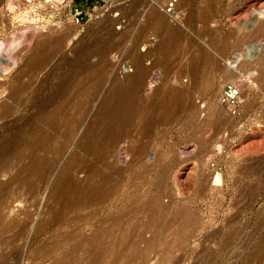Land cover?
I'll list each match as a JSON object with an SVG mask.
<instances>
[{"label":"rangeland","instance_id":"374dc122","mask_svg":"<svg viewBox=\"0 0 264 264\" xmlns=\"http://www.w3.org/2000/svg\"><path fill=\"white\" fill-rule=\"evenodd\" d=\"M31 1L0 0V264H264V0Z\"/></svg>","mask_w":264,"mask_h":264},{"label":"built area","instance_id":"2783aa9c","mask_svg":"<svg viewBox=\"0 0 264 264\" xmlns=\"http://www.w3.org/2000/svg\"><path fill=\"white\" fill-rule=\"evenodd\" d=\"M32 0L31 2H34ZM47 11L58 12L60 21H67L74 25L83 26L94 17H102L116 7L119 0H43ZM160 3V0H155ZM163 12L174 21L180 20L183 15L179 6V0H166L163 4ZM241 82H228L221 94L220 104L227 110L230 116L236 117L241 110Z\"/></svg>","mask_w":264,"mask_h":264},{"label":"bare ground","instance_id":"6f19581e","mask_svg":"<svg viewBox=\"0 0 264 264\" xmlns=\"http://www.w3.org/2000/svg\"><path fill=\"white\" fill-rule=\"evenodd\" d=\"M160 20V19H159ZM160 23H161V20H160ZM163 24V23H162ZM142 77V76H141ZM140 78V77H139ZM142 79V78H141ZM139 82H140V80H139ZM142 82V81H141ZM136 83H138V78H136V82H135V86H136ZM138 85V84H137ZM247 90V89H246ZM11 112H12V108H7L6 107V109H5V114H11ZM215 181H220V175L218 174L217 176H216V179H215Z\"/></svg>","mask_w":264,"mask_h":264},{"label":"trees","instance_id":"16d2710c","mask_svg":"<svg viewBox=\"0 0 264 264\" xmlns=\"http://www.w3.org/2000/svg\"><path fill=\"white\" fill-rule=\"evenodd\" d=\"M88 1L92 2L93 0H88Z\"/></svg>","mask_w":264,"mask_h":264}]
</instances>
